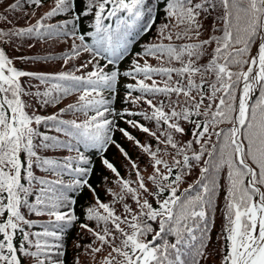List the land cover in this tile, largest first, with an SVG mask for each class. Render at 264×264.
I'll return each mask as SVG.
<instances>
[{
	"label": "snow or ice",
	"instance_id": "snow-or-ice-1",
	"mask_svg": "<svg viewBox=\"0 0 264 264\" xmlns=\"http://www.w3.org/2000/svg\"><path fill=\"white\" fill-rule=\"evenodd\" d=\"M45 4L48 10L34 23L13 24L25 6L33 9L23 12L30 20ZM0 9L6 10L0 14V264H65L64 237L77 222L99 241V246L85 248L93 259L109 249L101 264H208L213 254L207 249L214 227L217 177L225 168L220 264H264V0H165L167 22L158 29V42L146 44L123 72L118 63L129 53L134 30L136 35L148 33L156 24L150 0H81L79 10L77 0H4ZM62 14L69 18L49 23ZM89 17L92 29L80 32L81 21ZM209 18L212 24L206 29L204 21ZM205 31L207 38L200 39ZM29 37L73 38L59 59L67 65L86 54L87 60L56 72L18 67V63L54 58L9 54L25 43L35 47L31 40L21 39ZM143 56L156 58L158 65L148 60L141 64ZM121 76L135 81L125 85V103H143L147 109L113 107ZM73 93H79L76 103L61 108L59 114H38L31 102L44 107ZM73 110L93 114L79 122L60 118ZM132 117L154 122L156 130ZM118 119L154 139L155 150L119 127ZM50 121L62 126L56 131L65 134L64 141L34 126ZM225 122L231 126L219 128ZM116 131L152 158L153 172L147 177L152 189L135 162L132 181L123 178L105 155L115 146L131 159L113 138ZM188 132L194 139L176 140V134ZM38 136L42 142L35 144ZM79 144L96 150L121 189H108L117 198L113 204L94 197L96 203L85 215L87 221L96 222L95 228L81 222L73 207L77 200L68 194L85 188L96 192L89 182L93 168L74 166L75 161L90 165ZM53 146L76 155L63 163L38 155L39 148ZM162 152L171 155V163ZM201 162L199 178L181 189L185 175ZM36 167L54 178L38 177ZM65 172L73 175L68 184L61 178ZM193 189H197L194 195ZM115 203H121L120 212ZM29 212L48 217L43 230L32 231L37 222L28 218Z\"/></svg>",
	"mask_w": 264,
	"mask_h": 264
},
{
	"label": "trees",
	"instance_id": "trees-1",
	"mask_svg": "<svg viewBox=\"0 0 264 264\" xmlns=\"http://www.w3.org/2000/svg\"><path fill=\"white\" fill-rule=\"evenodd\" d=\"M4 0H0V4H3ZM11 2V0H9ZM81 6V0H77V10H79ZM150 6L154 10L153 15L156 16V24L153 26L152 30L148 33L141 32L139 35L135 34V30L133 32V38L132 42L129 45V53L126 55L122 60L119 61L118 67L121 70V72L128 70L132 67V60L136 58V53L141 52L143 47L150 43V42H158V29L160 25L167 22L166 16H165V0H150ZM49 8L48 4H45L43 9L36 10V16L32 17L30 20L27 16L23 14V12H31L33 9L30 6H25L23 12L19 16H17L15 19H13L14 14L9 11V18L13 19V24H19L21 26L27 25L29 23H34L35 20L39 17L42 11H47ZM5 9H0V14H2ZM68 14H62L59 17L54 18L53 20L49 21V23H56L58 21H62L64 19H67ZM212 24L211 18L204 21L205 28H209V26ZM91 30L92 29V19L89 17L87 20H82L80 24L79 31L83 32L85 29ZM179 29H173V31H178ZM218 34V33H217ZM208 36V32L205 31L204 34L200 37V39H205ZM23 40H31L33 43H35V47L29 48L27 46V43L24 44L23 47H18L16 51L9 50V54L12 56H20V55H26V56H48L51 55L54 58L52 60H42L39 62L31 63V64H20L18 63V67H27L30 70H36V71H44V72H56L62 69H71L73 64L79 65L81 62V59L86 62L87 56L86 54H82V57L80 59H76L73 61H70L67 65L63 64V61L59 59V57L65 53L67 50L70 49L73 38H57V39H45V40H36L31 37L29 38H21ZM89 42H91V38H88ZM164 43H168L167 40L163 41ZM174 43H182V41H173ZM76 43H79L77 40ZM211 51V49H209ZM207 58H204L201 60V63L206 62ZM145 60H148L150 64L153 66H157L159 61H157L154 57H147L143 56L140 58V63L143 64ZM103 64L104 61H101ZM91 66H89L90 70ZM112 68L111 65H109V70ZM78 75L81 73H77ZM142 78V77H141ZM153 79L160 81L161 77L154 76ZM131 78H126L121 76L118 84L117 94L115 96V99L113 101V107L117 111H121L124 108H128L131 111H139L141 108L147 109L148 106L146 104H139V105H133L125 103L124 97L126 95V89L125 85L128 83H134ZM148 83H151V81H146ZM33 83H36L33 81ZM41 88H43V85H41ZM139 93L134 92L133 95H138ZM79 93H73L70 95L64 96L59 103H53L48 106L40 107L39 105H35L34 101H31L36 108H38V114L41 115H52V114H59V110L61 108H67L69 104H75L78 99ZM105 97H109L110 94L105 91L104 92ZM27 99V97H25ZM158 99H164L163 97H158ZM175 99V97H173ZM155 102V101H154ZM92 112H88L87 115L78 112V111H66L63 114L60 115V118L63 120H76L77 122L82 121L86 119L88 116L92 115ZM133 119L139 120L141 123L147 124L148 127H150L153 130H156L154 122L151 121H145L142 117H132ZM117 123L119 127L127 128L129 132L133 136H135L141 144H147L151 143L153 146V150H155L157 144L154 139L149 137L147 134H144L143 132L131 128L129 125H127L123 120L118 119ZM37 127L38 131L40 133H43L48 136L52 137H58L60 141H64L66 139L65 134L63 132H57V127H62L61 125L57 124L55 121H50L47 124L42 125H34ZM183 126L186 129H190L191 125L184 123ZM231 125L227 122L219 125V128H228ZM219 130V129H217ZM160 134L159 132L157 133ZM113 138L117 141L118 144H120L128 153V156L131 158L130 160L125 158L120 151L115 146H110L105 153L107 158L112 162L116 168L119 170L120 175L125 179H130L132 181L136 180L135 171L132 168V162H135V164L138 166L141 174L144 176L146 183L148 184V187L152 189L154 186L150 181L147 180V177L152 174L153 168H152V158L142 151L141 148L137 147L134 142L127 140L119 131H116L113 135ZM176 140H178L180 143L186 142L188 139H194L191 136V133L188 132L187 135H180L176 134L175 136ZM213 142L216 141V137H212ZM42 142V137L38 136L34 139L35 144H40ZM54 145L56 142H52ZM79 147V150L84 153L85 156L89 158L90 165H85L82 161H75L74 166L82 167V166H91L93 168V172L90 176V183L95 188L96 192L95 194L88 189H83L82 191H76V192H69L68 194L70 196H74L77 200V203L73 206L76 209V213L78 216H80L81 222H88L90 226L97 227L95 221H87L86 218V209L94 205L96 203L95 196H98L100 201L113 204V202L117 199L108 191V189H112V192H120V186L117 183V176L112 173L109 169L104 167L100 163V156L97 154L96 150L90 149L85 147L83 144L77 145ZM160 147L163 148V145ZM210 147V146H209ZM195 149H199V145L194 144ZM38 155L41 157H46L49 159L56 160L60 163H63L65 158L67 156H75L76 152L72 151L69 152L67 149L62 147H56L53 146L51 148H39ZM168 153H171L172 155H175V151L171 148L167 149ZM160 155H163L164 159L168 160L171 163V155L160 153ZM178 159L180 157H177ZM208 157L205 156L204 159H207ZM203 167V162H201L199 165L193 167L191 169L190 174H186L183 183L180 185L181 189L188 188L190 184H193L200 175V168ZM163 170V168H162ZM35 174L38 177H45V178H54L52 173L46 172L42 168L36 167L34 168ZM226 171L227 169H222L217 177L219 182V189L216 196V206L214 209V227L211 230L210 236L211 241L208 244V251L212 252L211 258L208 260V264H220V257H219V250L221 247V244L223 241L218 242L219 235L221 233L222 226L224 224V217H223V211H224V205L226 203L225 201V177H226ZM65 184H68L72 179L73 175L69 172H65L62 177ZM135 187V184H133ZM197 189L190 190L192 194H195V191ZM30 199H33V197H30ZM151 199V198H150ZM128 203H132V201L129 199L127 201ZM114 207L117 209L118 212H120L121 209V203H115ZM133 207L135 205L133 204ZM29 219L36 220V224L33 226L32 231L37 230H43V227L45 226V222L48 220L47 216H36L33 213H26ZM154 227H156L155 224H153ZM50 230H54L52 226H50ZM99 230V229H97ZM65 245H66V254L64 255L63 259L65 260V264H76V257H79V264H101V261L104 259V257L107 255V252L109 249L105 248V250L101 253L95 254V259H93V255L86 252L85 248L87 245L91 244L93 247L99 246V241H95L94 237L87 231L81 229L80 222H77L74 226H71L70 231L68 232V235L64 237ZM76 245H80V247H76Z\"/></svg>",
	"mask_w": 264,
	"mask_h": 264
}]
</instances>
